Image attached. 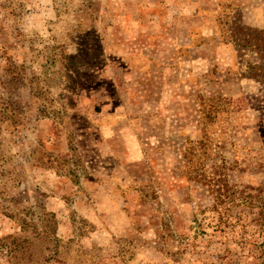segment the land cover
I'll return each instance as SVG.
<instances>
[{"label": "rangeland", "instance_id": "374dc122", "mask_svg": "<svg viewBox=\"0 0 264 264\" xmlns=\"http://www.w3.org/2000/svg\"><path fill=\"white\" fill-rule=\"evenodd\" d=\"M0 264H264V0H0Z\"/></svg>", "mask_w": 264, "mask_h": 264}, {"label": "trees", "instance_id": "16d2710c", "mask_svg": "<svg viewBox=\"0 0 264 264\" xmlns=\"http://www.w3.org/2000/svg\"><path fill=\"white\" fill-rule=\"evenodd\" d=\"M219 197V196H218ZM13 244H14V242H13ZM15 244H16V242H15ZM18 244V243H17ZM14 247H16V245L14 246ZM9 255H14V252H7Z\"/></svg>", "mask_w": 264, "mask_h": 264}]
</instances>
